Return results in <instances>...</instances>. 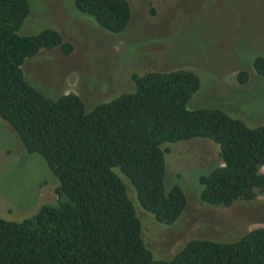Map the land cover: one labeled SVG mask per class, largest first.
I'll return each instance as SVG.
<instances>
[{
	"label": "trees",
	"instance_id": "1",
	"mask_svg": "<svg viewBox=\"0 0 264 264\" xmlns=\"http://www.w3.org/2000/svg\"><path fill=\"white\" fill-rule=\"evenodd\" d=\"M103 29L119 33L131 16L127 0H74ZM30 13L28 0H0V118L28 153H38L68 197L43 204L21 222L0 216V264H264V227L238 240L187 241L169 260L153 257L141 223L116 168L133 185L138 203L156 221L171 224L187 205L177 183L166 192L161 145L206 138L219 145L222 163L199 177V199L230 206L264 195V125L247 126L217 108L187 109L199 89L191 70L133 73L135 89L86 112L74 93L49 98L24 77L22 64L42 48L69 55L73 45L54 28L34 35L18 30ZM264 78V56L253 58ZM249 79L245 70L236 80Z\"/></svg>",
	"mask_w": 264,
	"mask_h": 264
},
{
	"label": "rangeland",
	"instance_id": "2",
	"mask_svg": "<svg viewBox=\"0 0 264 264\" xmlns=\"http://www.w3.org/2000/svg\"><path fill=\"white\" fill-rule=\"evenodd\" d=\"M126 28L113 33L78 10L74 0H28L30 13L18 30L34 35L54 28L73 45L69 55L58 47L42 48L21 66L25 79L45 96L77 94L86 112L135 89L133 73L188 69L200 80L187 109L217 108L247 126L264 125V78L253 58L264 56V0H127ZM245 70L249 79L236 80ZM164 186L177 183L187 205L178 219L165 224L142 209L136 191L116 171L141 223V238L156 259L169 260L191 239L238 240L264 227V195L230 206L199 199V177L220 165L219 145L206 138L165 142ZM260 171L264 173V165ZM59 180L38 153H28L17 133L0 118V216L21 222L41 205L68 200L55 193Z\"/></svg>",
	"mask_w": 264,
	"mask_h": 264
}]
</instances>
